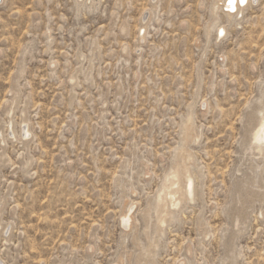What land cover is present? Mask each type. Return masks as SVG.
I'll list each match as a JSON object with an SVG mask.
<instances>
[{"label":"rangeland","instance_id":"rangeland-1","mask_svg":"<svg viewBox=\"0 0 264 264\" xmlns=\"http://www.w3.org/2000/svg\"><path fill=\"white\" fill-rule=\"evenodd\" d=\"M226 1L0 0V264H264V0Z\"/></svg>","mask_w":264,"mask_h":264},{"label":"bare ground","instance_id":"bare-ground-1","mask_svg":"<svg viewBox=\"0 0 264 264\" xmlns=\"http://www.w3.org/2000/svg\"><path fill=\"white\" fill-rule=\"evenodd\" d=\"M249 1L251 0H245L243 4L239 3V0H236V3L234 5L229 4V0L225 3V8L229 12H235L237 10L238 5L243 7L245 6ZM233 7L235 10H233ZM243 11V10H242ZM145 19H148L146 16ZM145 22V20H143ZM142 29V28H141ZM223 34L225 35V29L221 28L219 30V38H222ZM145 38H143L144 40ZM191 119V118H190ZM189 119V120H190ZM189 123V122H188ZM257 127V128H256ZM253 130L252 135V141L256 148L259 150L264 149V116H262L257 124V126ZM188 128V139H190L191 134L189 129H191L190 124H187ZM26 134L29 135L30 130H25ZM199 140V138H197ZM181 162V161H180ZM176 167V165H175ZM175 172L172 171V174H170L165 183L163 184L162 188L159 190L158 196H157V210H158V223L165 224L170 218L171 210L170 208H166L167 205L175 206L176 204L179 205V201L185 199H193L194 196V179L192 174L190 173V168L187 164L184 166L177 167ZM175 170V169H174ZM171 171V170H170ZM184 181L181 185V181ZM175 185H178L175 187ZM133 206H130L129 210L124 213L122 216V221L124 226L129 227L132 219L133 214Z\"/></svg>","mask_w":264,"mask_h":264},{"label":"snow or ice","instance_id":"snow-or-ice-1","mask_svg":"<svg viewBox=\"0 0 264 264\" xmlns=\"http://www.w3.org/2000/svg\"><path fill=\"white\" fill-rule=\"evenodd\" d=\"M244 2L245 0H239V3L241 4H243ZM235 3H236V0H229V4L234 5ZM233 10H235L234 7H233Z\"/></svg>","mask_w":264,"mask_h":264}]
</instances>
